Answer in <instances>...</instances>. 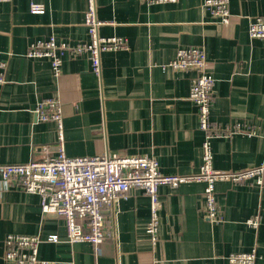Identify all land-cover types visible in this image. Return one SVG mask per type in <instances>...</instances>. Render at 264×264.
Listing matches in <instances>:
<instances>
[{"label": "crops", "instance_id": "0c3cea01", "mask_svg": "<svg viewBox=\"0 0 264 264\" xmlns=\"http://www.w3.org/2000/svg\"><path fill=\"white\" fill-rule=\"evenodd\" d=\"M205 0L149 3L97 0L102 37H120L128 49L104 53L101 76L89 56H63L55 77L47 58L27 56L34 41H89L86 0H12L0 3V61L7 64L0 84V165L26 164L55 154L57 125L40 122L43 99L61 102L65 150L69 157L104 153L151 155L166 175H192L202 164L204 133L189 99L194 70L169 67L181 48L202 47L216 80L211 121L218 129L236 124L249 136L213 140L214 168L241 171L264 163V40L249 36L250 22L264 0H229L231 23H216ZM45 8L33 14L31 4ZM204 183L159 188L158 242L147 234L150 199L131 189L108 223L111 236L99 246L70 243L65 221L42 214L41 197L5 187L0 179V264L9 235H39L38 257L52 264H232V254L255 252L264 264V187L216 184L222 220L205 212ZM258 215L260 225L247 220ZM57 236V242L48 238Z\"/></svg>", "mask_w": 264, "mask_h": 264}, {"label": "built area", "instance_id": "2783aa9c", "mask_svg": "<svg viewBox=\"0 0 264 264\" xmlns=\"http://www.w3.org/2000/svg\"><path fill=\"white\" fill-rule=\"evenodd\" d=\"M12 0H0V3ZM85 26L89 41L84 43L59 42L55 37L30 44L27 56L47 58L55 77L61 75L63 56L88 55L93 73L101 76V58L104 53L128 49V43L120 37H102L99 29L104 22L97 14V0H86ZM149 3L174 2L176 0H147ZM212 19L221 26L231 23L229 0H205L202 4ZM33 14H43L42 4L32 3ZM251 39L264 40V11L249 25ZM176 71L194 70L189 99L197 108L199 128L204 133L202 164L199 172L192 175H166L160 171L159 162L151 155H121L104 153L91 157H69L65 150V133L61 102L43 99L37 103L35 112L40 122L53 121L57 125L55 154L43 147V159H32L26 164L0 165V179L5 187L18 188L28 194H37L42 201V214L56 216L65 221L68 241L90 243L98 251L99 246L111 236L108 223L121 197L131 189L143 191L150 199L151 219L147 234L152 244L158 242L160 225L159 211L162 207L159 196L161 186L177 189L189 183H204L205 212L208 218L219 223L222 220L216 196V184L231 182L235 185L264 187V163L241 171H221L214 168L213 140L229 138L233 134L249 136L252 130L236 124L218 129L211 121V107L216 93V80L208 70V61L202 47L181 48L168 65ZM7 64L0 61V84L5 83ZM258 215L247 220V225L257 228ZM115 238V237H113ZM57 242V236L48 238ZM39 235H9L5 242L6 264H52L38 257ZM257 255L252 253L232 254V264H255Z\"/></svg>", "mask_w": 264, "mask_h": 264}]
</instances>
